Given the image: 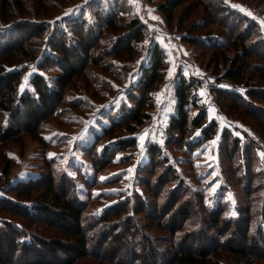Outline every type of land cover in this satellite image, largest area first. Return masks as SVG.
Listing matches in <instances>:
<instances>
[{
    "label": "trees",
    "instance_id": "1",
    "mask_svg": "<svg viewBox=\"0 0 264 264\" xmlns=\"http://www.w3.org/2000/svg\"><path fill=\"white\" fill-rule=\"evenodd\" d=\"M12 1L15 4L18 2V0H0L1 15H13L16 8L15 4H11ZM179 1L166 0L164 4L158 6V10L167 17L168 21H171L172 13L180 5ZM194 1L202 6L205 19L192 22L186 28L181 21L177 22V31L182 34V40L191 46H199L201 49L213 52H222L226 47L231 46L234 55L219 80L228 81L231 87H238L237 84L243 83L246 90L245 98L230 94L223 95L217 91L218 104L224 111L225 109L226 111L241 110L248 117L264 124L261 113L249 109L251 105H256L252 101L264 97L259 94L264 93V89L257 88L253 84L249 85V81L256 74L260 75L257 81L264 71V47L258 45L264 44L263 35L255 29V24L248 25L246 19L242 17L238 20L235 19L236 17L229 19V9L226 8L225 14H222L219 0L220 5L207 0ZM108 11L104 12L105 15L108 13V19L101 17L98 23L96 22L99 28H90L84 19L77 28L71 29L68 26L69 34H72L75 43L65 38L64 40L61 38L56 40L53 37L47 39L48 48H46L50 56H43L37 65L38 69L43 70L58 68L59 73L52 78V86L42 76L36 74L29 83L32 90L26 89L21 94L19 91L26 71L22 63L28 59V63L33 64L44 54V50L41 53L42 48H38V51L32 50V43L35 39L39 40L46 35L49 30L48 25L41 23L30 31L22 28L19 34L14 33L20 38L13 40L6 37V43H0V144L14 141V137L23 133L40 140L37 137V129L42 122L55 114L57 107L63 102L66 86L76 77L83 76L88 67H102L98 53L105 46L102 45L103 43L110 42L109 49L107 46L103 50L107 55L121 57L124 54L131 55L133 50L146 39L144 25L138 19L132 18L122 22L124 18L119 16L117 9L112 10L114 12L110 9ZM98 12L100 9L94 11L95 14ZM222 15H226V20L222 19L224 18ZM13 22L6 27L18 23ZM212 24L220 30L219 35L213 36L212 30L208 29ZM3 26L0 23V27ZM123 26L127 29V34L115 36L114 34L123 30ZM39 41L44 44L46 40ZM164 59L163 50L155 46L147 66L140 68V78L137 82L139 89L129 90V102L137 106L136 109L135 106L133 107V112L127 113L125 119L123 118V126L130 133L143 124L149 117V112L154 109L150 90L162 79L166 65ZM251 59H257V62L250 65ZM247 76H250V79ZM197 82L198 80L193 78L183 77L175 87L177 106L165 130L166 147L175 145L181 149H189L195 143L199 147L202 142L213 139L218 131L215 121L204 125L205 112L203 109L198 110L193 95L194 89L198 86ZM260 90L263 91L259 92ZM222 102H226L228 106L223 108L225 106ZM192 109L198 112L190 116ZM114 129L112 126L106 129L105 136L111 137ZM196 129H200L201 133L197 141L193 139V131ZM221 133L218 146L219 161L224 160L229 163L234 160L239 169L247 160L251 159L250 162L253 164L252 158L248 157L247 142L240 145L239 140L230 133L225 130ZM96 141L88 153L91 154L90 160L97 173L108 166L111 157L101 159L105 153L103 150L95 151ZM221 142L225 145L224 150L221 148ZM127 146L135 148V139L129 138L126 142H120L116 149ZM144 154L147 157L146 164L149 166L147 165L145 169L141 168L143 176L141 175L140 179L144 181L141 186L147 188L146 194L152 195V201L148 200L149 197L143 193L144 191L140 193L142 195L134 192L121 207L105 209L98 218L86 213L85 205L73 192L72 183L64 185V181H58L51 176L41 175L33 183H25L24 186L16 187L8 194L1 193L4 199H0V206L4 211L16 214L29 224L39 228L41 226V233L44 230L58 233L60 240L55 242L49 240L45 243L41 241L44 236L39 237L30 230L9 224L3 225L0 222V264H74L77 259L90 254L99 260L97 264H219L218 257L216 258L217 251L227 254L235 264H251L259 259L260 253H264V210L263 213L260 208L258 210L255 198L251 197V194L248 195L251 192L250 187L253 186L252 189L257 188L256 190L260 188L257 184L252 185V181L256 178L253 172H246L243 177L247 182L244 188L245 204L235 202L233 210L231 207H222L219 212L212 215L218 205L205 209L200 195L192 192L190 186L177 177L175 169L168 166L167 158L159 146L147 147ZM158 164H164L165 169L155 174ZM235 166L233 170L236 169ZM261 172L264 174V167ZM169 176L178 181V187L174 186L164 191V197L160 198L162 188L170 181ZM181 188L182 192L188 195L180 196ZM32 198L37 200L22 202ZM261 203L264 204V199ZM253 205L256 206V210ZM137 214H143L148 219L145 227L135 218ZM115 218L117 220L113 221ZM146 227L154 228L155 232L158 230L162 232L165 235V245L169 248L165 250L157 246L154 239L150 238L151 233L145 229ZM51 242L54 243L52 246ZM54 247L57 249L53 250Z\"/></svg>",
    "mask_w": 264,
    "mask_h": 264
},
{
    "label": "rangeland",
    "instance_id": "2",
    "mask_svg": "<svg viewBox=\"0 0 264 264\" xmlns=\"http://www.w3.org/2000/svg\"><path fill=\"white\" fill-rule=\"evenodd\" d=\"M207 1L218 4L220 1L222 14H225L226 8L229 9V19L235 17L237 20L240 17L246 19L248 25L255 24V29L264 37V0ZM165 2L166 0H18L16 4L11 2V4H15L16 8L13 15L0 14V23L4 25L0 27V43L5 42L6 37L13 38V40L17 37L20 38L14 33L19 34L22 28L30 31L40 26L41 23H45L49 28L46 35L39 39L46 40L44 44H41V41L37 39L32 43V50L38 51V48H42L41 53L44 50V54L40 58L38 57L33 64H29L28 59L22 63L23 67H26V71L19 88L20 94L26 89L32 90L29 83L36 74L47 80L50 86L53 85L52 78L59 73L58 68L43 70L38 69L37 65L43 56L49 55L47 39L53 37L56 40L59 38L64 40L65 38L69 42L75 43L72 34H69L68 26L71 29L77 28L82 19L87 21L90 28L94 29L97 27L96 22L100 20L99 18L106 17L108 19L109 15L108 13L105 15V11L117 9L119 16L124 18L122 22L132 18L138 19L144 25L146 32V39L138 45L137 49L133 50L131 55L124 54L121 57L107 55L103 50L107 46L109 49L110 42L108 44L101 43L105 45L98 53L101 69L90 66L83 76L76 77L66 86L63 102L57 107L55 114L42 122L37 129V137L40 140L33 139L23 133L21 136L14 137V141L0 144V199H4L1 193L8 194L16 187L35 182L42 175L64 181V185L72 183L73 192L85 205L86 213L95 218H98L105 209L121 207L127 198L132 197L134 192L140 194L144 191L143 193L149 197L148 200L151 202L152 195L146 194L147 188L141 186L144 184L143 179H140L141 175L143 176L141 168L145 169L149 166L146 164L147 157L144 154L147 147L157 145L167 158L168 166L175 169L177 177L187 186L189 185L192 192L200 195L205 209L218 205L216 212L212 215L219 212L222 207H231L233 210L235 202L245 204L246 191L244 188L247 186V182L243 180V177L249 171L256 176L252 185L257 184V187L260 186V188L256 190L257 188L250 187L251 192L248 195L251 194V197L255 198V205L263 213L264 204L261 203V200L264 199L262 190L264 174L261 169L264 167V124L248 117L241 110L226 111L225 109L224 111L217 102V91L223 95L230 94V96L245 98L246 90L243 83L237 84L238 87H231L228 81L219 80L229 65L234 51L231 46H228L222 52H213L184 42L181 38L182 34L177 31V22L181 21V24L186 28L192 22L205 19L202 6L194 0H180V5L172 13L173 19L168 21L167 17L158 10V6ZM97 9H100V12L95 14L94 11ZM222 17L225 19L226 15H222ZM12 21L18 23L10 25L9 28L6 27ZM23 22H28V24H23ZM208 29L212 30L213 36L220 33L214 24ZM126 30L123 26V32L113 34L123 36ZM104 32L103 34H105ZM258 45L264 47V44ZM155 46L163 50L166 65L162 79L156 82L150 90L154 109L149 112V117L145 119V122L130 133L123 126V118L127 113L133 112V107L135 106L136 109L137 106L131 105L128 93L132 88L139 89L137 82L140 78V68L147 66ZM226 59H228L227 63ZM256 60L251 59L249 64L256 63ZM259 76L256 74L249 81V85L253 84L257 88L264 89V71H262L261 78L256 81ZM183 77L198 80V86L194 89L193 95L196 98L198 110L203 109L205 112L204 125L213 121L218 125V131L213 139L202 142L199 147L195 143L189 149H181L175 145L166 147L165 145L167 139L165 130L177 106L175 87ZM247 78L250 79V76ZM261 91L263 90L259 92ZM259 94L264 95V93ZM252 102L256 105H251L249 109L261 113L264 120V97ZM222 103L225 106L223 108L228 106L226 102ZM198 110L192 109L190 116L197 114ZM111 126L113 129L115 128L111 137L105 136L104 131L110 129ZM222 130L236 137L240 145L247 142L248 157L252 158L253 164L250 162L251 159L247 160L239 169L234 160L229 163L224 160L219 161L218 146ZM193 134V139L197 141L201 136L200 129L194 130ZM129 138L135 139V148L127 146L116 149L120 142H126ZM17 139L20 141L16 142ZM96 139L99 140L96 141ZM95 141V151L102 152L103 150L105 153L101 159L105 160L111 157L108 166L97 173L90 160L91 154L88 153ZM221 148L225 149L222 142ZM234 165H236L235 170H233ZM164 169V164H158L155 174ZM172 178L169 176L170 181L162 188L159 194L160 198L164 197V191L170 190L174 186L178 187V181ZM213 187H215V192L211 190ZM182 191L181 188L180 196L188 195ZM32 200L34 202L37 198L22 202H31ZM255 205L253 206L256 210ZM195 208L200 210L199 207L195 206ZM135 218L145 227L148 219L143 214H137ZM116 220L117 218L113 219V221ZM0 222L3 225L9 224L27 231L30 230L39 237L44 236L41 241L45 243L49 240L52 242L60 240L58 233L46 230L41 233V226L39 228V226L29 224L16 214L4 211L1 206ZM145 229L151 233L150 238L154 239L157 246L163 247L165 250L169 248L165 245V235L162 232L159 230L155 232L154 228L146 227ZM62 241L64 242V240ZM52 242L51 246L54 244ZM55 247L53 250L57 249ZM165 252L170 253V251ZM260 254L262 256L260 255L259 259L251 264H264V253ZM217 257L219 264H235L234 260L224 252L217 251ZM97 263L99 260L90 254L77 259L74 264Z\"/></svg>",
    "mask_w": 264,
    "mask_h": 264
},
{
    "label": "snow or ice",
    "instance_id": "3",
    "mask_svg": "<svg viewBox=\"0 0 264 264\" xmlns=\"http://www.w3.org/2000/svg\"><path fill=\"white\" fill-rule=\"evenodd\" d=\"M211 190H212L213 192H215V187H213Z\"/></svg>",
    "mask_w": 264,
    "mask_h": 264
}]
</instances>
